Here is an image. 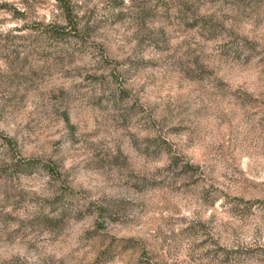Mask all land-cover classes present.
Returning <instances> with one entry per match:
<instances>
[{
	"label": "rangeland",
	"instance_id": "374dc122",
	"mask_svg": "<svg viewBox=\"0 0 264 264\" xmlns=\"http://www.w3.org/2000/svg\"><path fill=\"white\" fill-rule=\"evenodd\" d=\"M72 2L0 0V264H264V0Z\"/></svg>",
	"mask_w": 264,
	"mask_h": 264
},
{
	"label": "trees",
	"instance_id": "16d2710c",
	"mask_svg": "<svg viewBox=\"0 0 264 264\" xmlns=\"http://www.w3.org/2000/svg\"><path fill=\"white\" fill-rule=\"evenodd\" d=\"M62 9L65 22L71 26L72 29L77 31L76 15H75V3L72 0H56ZM52 27V26H51ZM53 30V29H52Z\"/></svg>",
	"mask_w": 264,
	"mask_h": 264
}]
</instances>
